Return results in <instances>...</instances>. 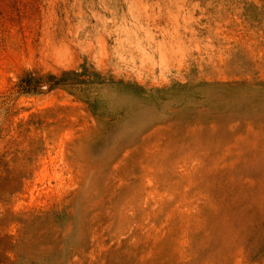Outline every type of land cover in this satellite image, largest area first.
Returning <instances> with one entry per match:
<instances>
[{
    "label": "rangeland",
    "instance_id": "rangeland-1",
    "mask_svg": "<svg viewBox=\"0 0 264 264\" xmlns=\"http://www.w3.org/2000/svg\"><path fill=\"white\" fill-rule=\"evenodd\" d=\"M0 264H264V0H0Z\"/></svg>",
    "mask_w": 264,
    "mask_h": 264
}]
</instances>
